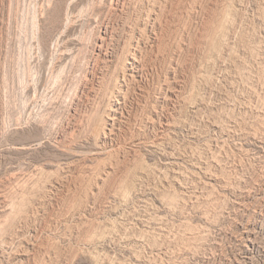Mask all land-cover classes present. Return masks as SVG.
I'll return each mask as SVG.
<instances>
[{
  "label": "rangeland",
  "instance_id": "1",
  "mask_svg": "<svg viewBox=\"0 0 264 264\" xmlns=\"http://www.w3.org/2000/svg\"><path fill=\"white\" fill-rule=\"evenodd\" d=\"M128 1L111 21L116 65L90 58L87 25L52 77L40 0H0V201L22 212L0 214V264H264V0ZM66 16L44 29L50 58ZM140 28L141 77L105 150L95 120Z\"/></svg>",
  "mask_w": 264,
  "mask_h": 264
},
{
  "label": "bare ground",
  "instance_id": "2",
  "mask_svg": "<svg viewBox=\"0 0 264 264\" xmlns=\"http://www.w3.org/2000/svg\"><path fill=\"white\" fill-rule=\"evenodd\" d=\"M8 1V0H7ZM10 1V0H9ZM18 1V0H17ZM155 1V0H154ZM160 1V0H159ZM166 1V0H165ZM3 2V1H2ZM13 2V1H11ZM144 3V2H143ZM154 3V2H153ZM4 4V2H3ZM18 4V3H17ZM39 10L38 15L35 18V26L37 35L35 37L36 40V49H37V56L40 61H42V65L48 69L52 74L59 75L63 71H66L67 65L72 63V61L76 60L79 55H81V51L84 48V45L86 42L85 40V33L83 32V28L88 25V27H91L92 29H95L97 32V36H95V41L93 44V50L92 55L93 57L90 58H102L103 61L106 64H115L117 60V56L119 54H116L113 50L109 51L110 43L115 38V27L112 24V20L115 18V14L117 12H123V10L128 9L130 7V3L128 0H40L39 2ZM11 5V4H10ZM132 5V4H131ZM142 6V5H141ZM3 7V6H2ZM159 7V6H158ZM11 8V7H10ZM138 8V7H137ZM11 10V9H10ZM68 16V21L59 29L58 32L52 34V37L55 40V48L56 53L52 54V58L49 57L47 54V47L44 44V29L47 25V23L50 20V17L53 13L61 12L63 11ZM141 10V9H140ZM4 11V10H3ZM1 13V12H0ZM125 13V12H124ZM151 13V12H150ZM121 14V13H120ZM4 15V14H3ZM35 16V15H34ZM66 16V17H67ZM125 16V15H124ZM136 16V15H135ZM117 17V16H116ZM126 17V16H125ZM124 18V17H123ZM32 19V18H31ZM139 19V18H138ZM145 19V18H144ZM153 19V18H152ZM142 20V19H141ZM33 21V20H32ZM128 21V20H127ZM33 23V24H34ZM59 23V22H58ZM131 23V21H130ZM137 23V21H136ZM145 24V23H144ZM152 24V23H151ZM118 25V24H117ZM126 25V24H125ZM133 26V25H132ZM125 27V26H124ZM131 27V26H130ZM148 25H145L143 28L147 29ZM151 27V26H150ZM223 27V26H222ZM228 27V26H227ZM34 28V27H33ZM90 28V29H91ZM138 29L136 38V45L130 46L129 49L124 52L123 54L125 57L124 59V70L122 72L116 70V73H118V80L120 79L118 83L117 88L114 90H111L109 94V101L111 102L109 111H106L105 118L102 117L101 119H97V130L100 133L101 136V143L103 146V149L109 148L108 145V134L107 131L109 130V134H112L117 121L120 120V117L123 116V111L126 109V98L125 93L126 89L128 87L129 81L135 79L136 77H141L142 73V56L139 55V49H141V45L145 47V34L142 30L144 29ZM118 29V28H117ZM223 29V28H222ZM87 30V29H86ZM35 31V30H33ZM93 31V30H92ZM227 31V30H226ZM86 32V31H85ZM88 32V31H87ZM86 32V33H87ZM118 32V31H117ZM51 34V33H50ZM94 34V33H93ZM121 35V34H120ZM131 35V34H130ZM133 35V34H132ZM136 35V33H135ZM154 35V34H153ZM225 35V34H224ZM34 36V35H33ZM94 36V35H93ZM156 37V36H155ZM52 38V39H53ZM33 40V39H32ZM87 40V38H86ZM90 40V39H89ZM92 40V39H91ZM117 40V39H116ZM122 41V40H121ZM161 41V40H160ZM209 41V40H208ZM88 42V41H87ZM91 42V41H89ZM88 42V43H89ZM134 42V41H133ZM212 42V40H211ZM210 42V44H211ZM130 43V42H129ZM214 43V42H213ZM212 43V44H213ZM218 43V42H217ZM128 44V43H126ZM160 44V43H159ZM215 44V43H214ZM32 45V44H31ZM214 46V45H213ZM212 46V47H213ZM217 46V45H215ZM115 47V46H114ZM126 45L123 46L125 50ZM88 48V47H87ZM91 48V47H90ZM143 48V47H142ZM216 48V47H215ZM214 48V49H215ZM35 49V50H36ZM219 49V48H217ZM225 49V48H223ZM222 50V49H221ZM53 51V50H52ZM212 51V49H211ZM218 51V50H216ZM220 51V50H219ZM224 51V50H223ZM118 53V52H117ZM138 53V54H137ZM142 53V52H141ZM219 53V52H218ZM212 54V53H211ZM36 55V53H35ZM122 55V54H121ZM86 57V56H85ZM214 57V56H213ZM120 58V56H119ZM101 59V60H102ZM37 60V62L39 61ZM98 60V59H96ZM209 60V59H208ZM36 61V59H35ZM39 61V62H40ZM88 61V60H87ZM95 61V60H94ZM92 59L88 62L93 63ZM102 61V62H103ZM119 61V60H117ZM75 62V61H74ZM126 62V63H125ZM120 63V62H119ZM212 63V62H211ZM210 64V63H209ZM39 65V63H38ZM75 65V64H74ZM83 65V64H82ZM110 65V66H111ZM116 65V64H115ZM114 65V67H115ZM41 66V62H40ZM86 66V65H85ZM227 67V66H226ZM72 68V66H71ZM75 68V67H74ZM113 68V66H112ZM118 68V67H116ZM242 68V67H241ZM36 69V68H35ZM44 69V68H41ZM68 69V67H67ZM95 69V68H94ZM106 69V68H105ZM44 70V71H46ZM115 70V69H114ZM113 70V71H114ZM237 70V69H236ZM243 70V69H242ZM238 71V70H237ZM33 72V71H32ZM48 72V74L50 73ZM69 72V70H68ZM240 72V71H239ZM42 73V72H41ZM45 73V72H44ZM64 73V72H63ZM241 73V72H240ZM238 73V75L240 74ZM246 73V72H244ZM26 74V73H25ZM80 74V73H79ZM61 75V74H60ZM65 75V74H64ZM114 75V74H113ZM116 75V74H115ZM245 75V74H244ZM28 76V75H27ZM76 76V75H75ZM78 76V75H77ZM150 76V75H149ZM237 76V75H235ZM23 77V76H22ZM45 77V76H44ZM50 77V76H47ZM58 77V76H57ZM56 77V78H57ZM71 77V76H70ZM115 77V76H114ZM24 78V77H23ZM55 78V77H54ZM63 78V77H62ZM106 78V77H105ZM104 78V79H105ZM37 79V78H36ZM35 79V80H36ZM112 79V78H111ZM116 79V78H115ZM25 80V79H24ZM33 80V79H32ZM61 80V79H60ZM63 80V79H62ZM79 80V79H78ZM106 80V79H105ZM22 81V80H21ZM29 81V80H28ZM34 81V80H33ZM40 79L37 83V86L32 90L39 91L41 88L48 87L49 81ZM86 81V80H85ZM137 81V80H136ZM24 82V81H23ZM22 82V83H23ZM31 82V81H30ZM100 82V81H99ZM98 82V83H99ZM107 82V81H106ZM54 83V82H53ZM66 83V81H65ZM81 83V82H80ZM3 84V83H2ZM83 84V83H82ZM101 84V83H100ZM105 84V83H104ZM111 84V83H110ZM33 85V84H32ZM35 85V84H34ZM33 85V86H34ZM57 85V84H56ZM30 86V84H29ZM116 86V85H115ZM174 86V85H173ZM21 87V86H20ZM28 87V86H27ZM55 87V86H54ZM95 87V86H94ZM93 87V88H94ZM30 88V89H31ZM50 89V88H49ZM99 89V88H98ZM105 89V88H104ZM111 89V88H110ZM23 90V89H22ZM62 90V89H61ZM64 90V89H63ZM31 92V90L28 89L27 92ZM33 91V92H34ZM79 91V90H78ZM67 92V91H66ZM90 92V91H89ZM101 92V91H100ZM109 92V91H107ZM36 93V92H34ZM33 93V94H34ZM96 93V92H95ZM118 95H117V94ZM42 94V93H41ZM29 95V94H28ZM32 95V93H31ZM47 95V94H46ZM100 96V95H99ZM106 96V95H105ZM70 97V96H69ZM77 97V96H76ZM108 97V96H107ZM106 97V98H107ZM28 98V97H27ZM35 98V97H34ZM50 99V98H49ZM79 99V98H78ZM46 100V99H45ZM60 100V99H59ZM31 101V100H30ZM78 101V100H77ZM106 101V100H105ZM39 102V101H38ZM41 102V101H40ZM46 102V101H45ZM49 102V101H47ZM54 102V101H53ZM63 102V101H62ZM67 102V101H66ZM69 102V101H68ZM30 103V102H29ZM156 103V102H155ZM3 104V103H2ZM42 104V103H41ZM63 104V103H62ZM67 104V103H66ZM43 105V104H42ZM50 105V104H49ZM128 105V104H127ZM65 106V104H64ZM27 107V106H26ZM194 107V106H193ZM46 108V107H45ZM34 109V108H33ZM107 109V108H106ZM98 110V109H97ZM32 112V111H31ZM70 112V111H69ZM97 112V111H96ZM195 112V111H194ZM95 113V112H94ZM46 116V115H45ZM83 116V115H82ZM98 116V115H97ZM86 117V116H84ZM90 117V116H89ZM171 117V116H170ZM79 118V116H78ZM20 119V118H19ZM62 119V118H61ZM85 119V118H84ZM95 119V116H94ZM37 120V119H36ZM71 120V119H70ZM166 120V119H165ZM67 121V120H66ZM76 121V120H75ZM93 121V120H92ZM147 121V120H146ZM57 122V121H56ZM60 122V121H59ZM163 122V121H162ZM20 123V122H19ZM69 123V121H68ZM53 124V122H52ZM41 125V124H40ZM44 125V124H43ZM92 125V124H91ZM45 126V125H44ZM168 126V125H167ZM171 126V125H170ZM92 127V126H91ZM51 128V127H50ZM64 128V127H63ZM67 128V127H66ZM96 128V127H95ZM69 129V128H68ZM61 132V131H60ZM42 133V132H41ZM87 133V132H86ZM227 133V132H226ZM239 133V132H238ZM258 133V132H257ZM233 134V133H232ZM244 134V133H243ZM226 135V134H225ZM251 135V134H250ZM258 135V134H257ZM43 136V135H42ZM45 136V135H44ZM51 136V135H49ZM67 136V135H66ZM153 136V135H152ZM263 137V136H262ZM60 138L62 136H58L59 141H62ZM70 138V137H69ZM84 138V137H83ZM159 138V137H158ZM40 139V138H39ZM54 139V138H53ZM97 139V138H96ZM260 139V138H259ZM78 140V139H77ZM100 140V139H99ZM98 140V141H99ZM163 140V138H162ZM164 141V140H163ZM74 143V142H73ZM142 143V142H141ZM151 143V142H150ZM112 144V143H111ZM218 144V143H217ZM228 144V143H227ZM72 145V144H71ZM59 146V145H58ZM101 146V147H102ZM118 146V145H117ZM147 146V145H146ZM156 147V146H155ZM220 147V146H218ZM156 149V148H155ZM239 149V148H238ZM244 149V148H243ZM242 149V150H243ZM225 150V148H224ZM233 150V149H231ZM115 151V150H114ZM244 151V150H243ZM109 153V152H108ZM161 153V152H160ZM80 154V153H79ZM103 154V153H102ZM96 155V154H95ZM198 160V159H197ZM217 160V159H215ZM192 161V160H191ZM173 165V163H172ZM35 167V166H33ZM194 167V166H193ZM200 168V167H199ZM39 170V169H36ZM41 170V169H40ZM173 170V169H172ZM33 171V170H32ZM42 172V171H41ZM143 172V171H142ZM207 172V171H206ZM199 173V172H198ZM181 174V173H180ZM33 175V174H32ZM44 175V173H43ZM209 175V174H208ZM186 177V176H185ZM203 177V176H202ZM36 180V179H35ZM201 180V179H200ZM33 181V180H32ZM206 181V180H205ZM33 183V182H32ZM41 183V182H40ZM177 183V182H176ZM208 183V182H207ZM35 184V183H34ZM186 184V183H185ZM201 184V183H200ZM210 184V183H209ZM31 185V184H30ZM33 185V184H32ZM206 185V183H205ZM214 186V185H212ZM32 187V186H31ZM36 187V186H35ZM38 187V186H37ZM14 188V187H13ZM26 188V187H25ZM30 188V187H29ZM183 189V188H182ZM191 189V188H190ZM189 192V191H188ZM2 193V190H1ZM0 193V196H1ZM10 193V192H9ZM27 193V192H26ZM22 194V193H21ZM173 194V193H172ZM5 195V194H4ZM13 195V194H12ZM29 195V194H28ZM9 197V196H8ZM27 197V196H26ZM25 197V198H26ZM32 198V196H30ZM173 197V196H172ZM175 197V196H174ZM10 198V197H9ZM185 198V196H184ZM5 199V198H4ZM180 199V198H178ZM3 200V199H2ZM7 200V199H6ZM31 200V199H30ZM18 201V200H17ZM178 201V200H177ZM1 202V201H0ZM22 202V201H21ZM171 202V201H170ZM17 203V202H16ZM185 203V202H184ZM2 204V205H1ZM32 204V203H31ZM0 214L5 215L8 217H14L15 215L21 212L18 205H15V202L13 204H9L6 201H3L0 203ZM26 211V210H25ZM22 213V212H21ZM24 213V212H23ZM21 217V216H20ZM19 220V219H18ZM10 221V220H9ZM13 223V222H12ZM1 227V226H0ZM12 227V226H11ZM4 232V231H3ZM153 233V232H152ZM156 238V237H155Z\"/></svg>",
  "mask_w": 264,
  "mask_h": 264
}]
</instances>
